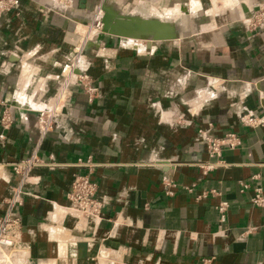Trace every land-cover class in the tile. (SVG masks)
<instances>
[{
	"label": "crops",
	"instance_id": "obj_1",
	"mask_svg": "<svg viewBox=\"0 0 264 264\" xmlns=\"http://www.w3.org/2000/svg\"><path fill=\"white\" fill-rule=\"evenodd\" d=\"M55 1L19 0L0 17V118L12 117L0 120V217L20 181L12 163L33 151L42 161L12 208L27 263L264 264V204L250 200L255 186L264 194V126L239 120L264 113V24L244 19L264 0ZM99 1L123 16L76 62L97 90L66 84L42 136L37 110L64 85L61 65ZM198 129L242 143L204 173ZM88 161L101 215L77 228L59 207Z\"/></svg>",
	"mask_w": 264,
	"mask_h": 264
},
{
	"label": "built area",
	"instance_id": "obj_2",
	"mask_svg": "<svg viewBox=\"0 0 264 264\" xmlns=\"http://www.w3.org/2000/svg\"><path fill=\"white\" fill-rule=\"evenodd\" d=\"M61 2H70L71 0H59ZM19 0H0V17L3 12L16 7ZM104 9L103 3L99 1L94 9L92 18L87 21L93 34L90 36L80 35L77 45L74 46L73 56L64 61L61 65L60 73L64 85H59L54 94L47 98L45 106L37 110L35 117V125L40 135H44L52 128L53 117L56 112H59L62 103L66 98L65 86L68 83H79L89 93L91 98L96 92V86L91 84L90 77L87 73L77 72L74 70L76 62L81 55L86 41L97 37L104 27ZM250 24L258 26L264 24V4L256 10L252 17L249 18ZM1 123L7 127L12 122L10 111L5 108L1 115ZM241 123L249 126H264V113H254L252 111H243L239 114ZM198 134L202 136L206 142V150L208 159L200 161L199 166L202 171H206L223 164L222 151L225 148H235L242 143L239 134L235 131H225L222 135H215L210 133L207 129H198ZM42 163L37 151H33L28 156L12 163V168L20 175V181L12 187L11 195L6 199L7 209L0 217V255L5 252L12 253V257L16 256L19 250H24L25 261L27 259V245L21 237V220L18 216L12 214L14 204L21 203L22 201V182L28 180L30 170L33 166ZM89 170L85 173H76L67 191L68 203L60 206L59 209L64 215H71L76 219V227H82L89 217L99 219L101 215L102 202L95 196L96 183L90 178L91 168L94 163L88 161ZM162 179L165 185L173 184L171 180L163 175ZM243 185H247L243 183ZM254 193L251 195L250 200L257 204H264V194L259 186L254 187ZM167 191L171 190L167 188ZM227 202L221 201L218 204L220 211V218H223ZM203 264H207L204 262Z\"/></svg>",
	"mask_w": 264,
	"mask_h": 264
},
{
	"label": "bare ground",
	"instance_id": "obj_3",
	"mask_svg": "<svg viewBox=\"0 0 264 264\" xmlns=\"http://www.w3.org/2000/svg\"><path fill=\"white\" fill-rule=\"evenodd\" d=\"M55 4H59L58 0L55 1ZM81 22L85 23V24L84 23L80 24V25H83V30L81 32V35L83 34L90 38V36L93 34L94 31L92 30L90 25L87 23V21L81 20ZM109 25H110L109 28L113 30L114 26H112L111 23H109ZM0 172H1V168H0ZM12 256H13L12 253H8V252H5V254L0 255V264H28L27 261L24 260L25 259L24 250H19V252L16 253L15 257H12ZM42 264H49V263H42Z\"/></svg>",
	"mask_w": 264,
	"mask_h": 264
},
{
	"label": "water",
	"instance_id": "obj_4",
	"mask_svg": "<svg viewBox=\"0 0 264 264\" xmlns=\"http://www.w3.org/2000/svg\"><path fill=\"white\" fill-rule=\"evenodd\" d=\"M259 8H260L259 5L255 6L254 9H253V11H252V13H248L247 15H244V16H245L244 19L249 20V18L253 16V14H254V10L256 11V10H258ZM103 9H104V11H105V13H104V27H103V30L97 35V38H98V39H100V38L104 35L105 32H115V33H117L118 31H114V30H111V29L109 28V26H110L109 23L111 22V20L123 16V14H120V15H116V16H113V17H109V16H108V8H107V6H106L105 3H103ZM170 26H171V25H169V27H170ZM154 28H155L154 26H149V28H147V29H145V30H146V31H150L151 34H152ZM145 30H142V31H145ZM129 31H139V29H130ZM140 31H141V30H140ZM168 32H169V31H168ZM118 33H120V32H118ZM151 36L154 37V38H155V37H160V36H155L154 34H152ZM83 243H84V242H83Z\"/></svg>",
	"mask_w": 264,
	"mask_h": 264
},
{
	"label": "rangeland",
	"instance_id": "obj_5",
	"mask_svg": "<svg viewBox=\"0 0 264 264\" xmlns=\"http://www.w3.org/2000/svg\"><path fill=\"white\" fill-rule=\"evenodd\" d=\"M208 3H210L208 0H207ZM81 35V34H80ZM80 35L78 34V38L80 37Z\"/></svg>",
	"mask_w": 264,
	"mask_h": 264
}]
</instances>
